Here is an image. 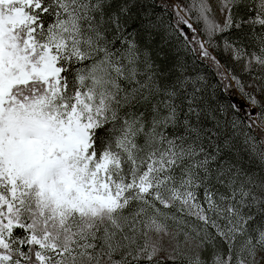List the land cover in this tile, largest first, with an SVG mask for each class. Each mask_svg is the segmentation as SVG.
Instances as JSON below:
<instances>
[{
    "label": "snow or ice",
    "instance_id": "6c2138e0",
    "mask_svg": "<svg viewBox=\"0 0 264 264\" xmlns=\"http://www.w3.org/2000/svg\"><path fill=\"white\" fill-rule=\"evenodd\" d=\"M154 4L0 0V264H264V0Z\"/></svg>",
    "mask_w": 264,
    "mask_h": 264
},
{
    "label": "trees",
    "instance_id": "16d2710c",
    "mask_svg": "<svg viewBox=\"0 0 264 264\" xmlns=\"http://www.w3.org/2000/svg\"><path fill=\"white\" fill-rule=\"evenodd\" d=\"M148 3H153V0H148ZM155 14L153 16V19L157 20V22L159 20H164V21H168L170 15L172 14V11L161 2V0H155ZM149 14H152L153 12V8H149L148 9ZM161 31H163V29H161ZM160 46L165 47V49L167 50V45L163 44L161 42ZM177 51L179 52V57L181 59V61H187L188 66L197 74L203 76L206 81L208 83H214L217 85V93L219 94L222 90V84L221 81L218 79L215 71L211 68V66L203 60H200L198 58H196L194 56L193 53L189 52H185L182 49H172L171 51H169V55H175L177 54ZM217 58L219 60H221V62L223 64H225L227 66L228 69L232 68L228 65L227 60L223 54L222 48L221 49H217ZM238 76H242L245 79V83H248L250 80V77H247L244 73H242L241 71H239V73H235Z\"/></svg>",
    "mask_w": 264,
    "mask_h": 264
},
{
    "label": "rangeland",
    "instance_id": "374dc122",
    "mask_svg": "<svg viewBox=\"0 0 264 264\" xmlns=\"http://www.w3.org/2000/svg\"><path fill=\"white\" fill-rule=\"evenodd\" d=\"M161 2H162L163 4H165V5L168 7V5L172 3V0H161ZM168 8L171 10L170 7H168ZM171 11H172V10H171ZM225 58H226V57H225ZM226 60H227V58H226ZM220 61H221V60H220ZM206 62H207V61H206ZM207 63H208V64L211 66V68L215 71V73H216L218 79L221 81L220 75L218 74V70L215 68V66H214L213 64H211L210 62H207ZM221 63H222V62H221ZM227 63H228V65H229L230 67H232V68H230V69L233 70L235 73H239V71H241L240 67H239L238 65L234 64V62L227 60ZM222 64H223V63H222ZM219 71H220V72H223L224 69L221 68ZM232 96H233V98H234L237 102H239V103H241V104L244 103L243 99L239 96L238 93L235 92L234 89H233V92H232Z\"/></svg>",
    "mask_w": 264,
    "mask_h": 264
}]
</instances>
